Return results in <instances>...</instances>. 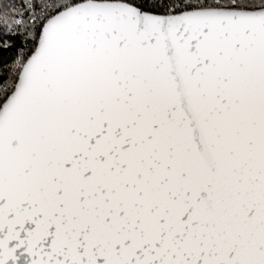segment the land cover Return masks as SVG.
<instances>
[{"label": "snow or ice", "instance_id": "obj_1", "mask_svg": "<svg viewBox=\"0 0 264 264\" xmlns=\"http://www.w3.org/2000/svg\"><path fill=\"white\" fill-rule=\"evenodd\" d=\"M0 264H264V0H0Z\"/></svg>", "mask_w": 264, "mask_h": 264}]
</instances>
